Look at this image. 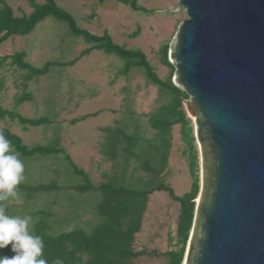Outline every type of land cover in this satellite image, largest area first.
I'll list each match as a JSON object with an SVG mask.
<instances>
[{"label":"rangeland","instance_id":"374dc122","mask_svg":"<svg viewBox=\"0 0 264 264\" xmlns=\"http://www.w3.org/2000/svg\"><path fill=\"white\" fill-rule=\"evenodd\" d=\"M4 1L17 16L32 11L27 0ZM35 1L38 4L44 2ZM56 2L75 18L80 28L96 35H101L106 30L117 44L142 50L160 78L170 77L175 86L184 90L176 81L177 70L174 58L171 57L175 51L179 28L187 18L186 12L180 8L179 0H136L139 10H133L129 4L116 0ZM90 46L82 37L70 34L68 26L53 17L45 18L27 35H13L2 42L0 56L23 51L25 60L36 68L42 67L47 61H76L72 65L52 67L47 74L27 82L26 91L31 99L17 107L14 98L23 91L21 82L26 71L8 64L0 68V79L4 81V89L0 93L1 106L15 110L26 118L43 116L51 120L48 125L23 126L16 120L4 118L0 121V127L8 128L21 137L27 146L48 144L59 139L61 147L77 167L83 169L90 180L97 184L104 180L103 173L119 174L122 165L120 158L119 161L112 162L102 152L105 137L100 128L114 126L120 121L119 125L126 132L138 133L144 144L155 134L148 123L147 114L165 102L166 97L146 80L141 70L132 68L128 75H123L121 69L124 63L114 54L94 49L81 56V52ZM164 47H167V61L172 67L162 62ZM189 106H193V103L188 96L182 100V109L192 126L197 155L198 196L202 194V152L195 137L196 125ZM84 115L89 116L74 124L70 123L71 119ZM170 140L168 164L160 181L181 196L189 190L191 177L188 171L187 146L181 140L178 125L173 126ZM20 158L25 164L27 177L22 184L37 185L55 180L61 187H68L82 183V179L73 173L63 154L48 157L38 154L24 157L20 154ZM145 177L138 160L131 159L125 183L140 187L139 181ZM20 193L24 203L20 205L9 201L7 214L24 217L31 216L38 209L49 210V223L54 234L76 226L89 231L99 221L94 210L100 198L99 193L91 191L80 194L64 188L38 192L31 199L26 198L22 191ZM196 198L193 220L200 204ZM178 214L179 203L173 201L166 191H154L148 196L141 229L135 234L133 243L136 252L147 253L133 259V264H167L162 254L180 247L177 237ZM69 217V221L65 222L64 219ZM37 218L33 217V220L36 221ZM190 236L191 229L182 262L190 247Z\"/></svg>","mask_w":264,"mask_h":264},{"label":"water","instance_id":"95a60500","mask_svg":"<svg viewBox=\"0 0 264 264\" xmlns=\"http://www.w3.org/2000/svg\"><path fill=\"white\" fill-rule=\"evenodd\" d=\"M203 180L186 264H264V0H179Z\"/></svg>","mask_w":264,"mask_h":264},{"label":"trees","instance_id":"16d2710c","mask_svg":"<svg viewBox=\"0 0 264 264\" xmlns=\"http://www.w3.org/2000/svg\"><path fill=\"white\" fill-rule=\"evenodd\" d=\"M27 1L32 11L17 16L6 1L0 0V44L13 35L29 34L45 18L53 17L55 20L66 24L70 34L82 37L86 43L91 45L81 52V56L94 49L102 50L107 54H114L124 63L121 69L123 75H128L132 68L141 70L146 80L156 86L158 92L166 97L165 102L147 114L148 123L155 134L152 139L146 140L144 144H142V139L138 133L126 132L124 127L119 125L120 121L116 122L114 126L100 128L105 137L101 147L102 152L112 162L121 160L122 165L119 174L108 175L103 173L104 180L97 184L90 180L89 175L83 169L77 167L61 147L59 139H55L54 142L48 144L27 146L23 143L21 137L8 128L0 127L15 150L22 156L32 157L38 154L48 157L63 154L73 173L82 179V183L68 187H61L55 180L37 185L21 184L19 191H22L26 198L31 199L38 192H50L64 188L80 194L92 191L100 195L94 206L99 221L89 231L76 226L70 230H62L54 234L49 223L51 217L49 210L38 209L31 213V216L38 217L33 227V235L43 239V258L48 261V264H54L56 259L62 260L63 264H133V259L147 253L145 251L136 252L133 243L135 234L141 229L148 196L154 191L164 190L173 201L179 203L177 237L180 247L178 250L165 251L162 255L166 258L167 264H181L185 244L192 227L195 209L194 199L199 190L196 173L197 155L192 126L190 119L182 109V100L187 99L189 95L185 90L175 86L170 77L160 78L142 50L129 49L117 44L106 30L101 35H96L80 28L75 18L60 7L56 0H44L42 4H38L35 0ZM116 1L129 4L133 10L140 9L136 4V0ZM166 52L167 47H164L162 62L164 65L172 67L167 61ZM75 61L72 60L68 63L47 61L42 67L36 68L25 60V53L20 51L0 56V68L8 64L26 71L21 82L23 91L14 98L17 107L31 99V95L26 91L27 82L37 76L47 74L52 67L72 65ZM3 89L4 81L0 79V93ZM88 116L84 115L71 119L70 123L74 124ZM4 118L16 120L23 126L51 124V120L47 117L26 118L15 110L4 109L0 103V121ZM176 125L179 126L181 140L187 146L188 171L191 177L189 190L181 196L177 195L170 186L160 181L168 164L171 130ZM133 158L138 160L140 169L146 175L144 179L139 181L140 187L125 183L127 166ZM69 219L70 217L64 220L67 222ZM14 255L11 245L5 249H0V258L4 256L11 258Z\"/></svg>","mask_w":264,"mask_h":264},{"label":"clouds","instance_id":"9594fccd","mask_svg":"<svg viewBox=\"0 0 264 264\" xmlns=\"http://www.w3.org/2000/svg\"><path fill=\"white\" fill-rule=\"evenodd\" d=\"M25 170L20 153L0 129V249L11 245L15 253L11 258H0V264H48L43 258V239L32 233L33 217L10 216L6 211L9 201L24 203L19 186L26 182ZM54 264H63V261L56 259Z\"/></svg>","mask_w":264,"mask_h":264},{"label":"bare ground","instance_id":"6f19581e","mask_svg":"<svg viewBox=\"0 0 264 264\" xmlns=\"http://www.w3.org/2000/svg\"><path fill=\"white\" fill-rule=\"evenodd\" d=\"M192 118H193V120H194V122H195L196 118H195L194 116H192ZM195 125H196V124H195ZM200 199H201V195L199 194V195L197 196V198H196V201L198 202V204L200 203ZM182 264H186L185 260L182 262Z\"/></svg>","mask_w":264,"mask_h":264}]
</instances>
